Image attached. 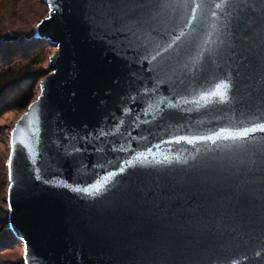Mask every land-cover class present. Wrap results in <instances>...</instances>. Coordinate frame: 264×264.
<instances>
[{"label":"water","instance_id":"95a60500","mask_svg":"<svg viewBox=\"0 0 264 264\" xmlns=\"http://www.w3.org/2000/svg\"><path fill=\"white\" fill-rule=\"evenodd\" d=\"M42 1L48 13L37 22L35 35L55 50L49 56V73L39 82V94L30 104L34 107L28 106L10 132L8 157V225L23 246L25 264H208L210 256L228 261L241 255L250 257L241 264H264V255L255 256L264 237L250 232L247 225L252 213L242 216L234 208L224 181L208 179L195 170L185 174L186 165L173 164L177 171L168 181L173 187L167 191L173 200L170 207L165 204L161 209L145 204L140 193L130 190L131 184L148 178L135 160L136 154L141 160L196 155L197 161L215 155L227 163L232 156L227 150L205 153L204 142L175 141L208 135L229 124L214 119L228 105L210 104L207 109L190 113L169 109L163 119L135 126L137 114L140 120L151 119L142 111L153 93L144 95L142 90L154 87L152 73L141 71L138 63L126 67L125 61L90 35L83 0H50L54 8L51 12L49 0ZM197 2L204 6L196 8L188 0L187 7L168 9L154 22L157 38L162 37L165 43L181 30L186 33L175 46L180 49L181 59L197 53L212 31L211 13L220 11L215 8L219 0ZM175 48L171 55H175ZM143 68H148L146 61ZM130 72L139 78L130 76ZM220 75L213 70L205 72L197 87L215 91ZM131 95H137L135 103ZM169 95V85L161 83L155 96ZM243 95L240 85L239 96ZM125 107L132 109L131 114L124 115ZM121 120L124 122L119 132L94 138L101 128L110 131ZM237 126L251 125L245 122ZM89 133L93 136L88 141L80 139ZM66 135L76 139L70 144ZM252 135L264 142V132ZM63 146L82 151L65 156ZM121 146L128 150L113 151ZM198 148L201 152L197 155ZM128 160L133 161V167H127ZM122 166L126 168L124 173L108 176ZM37 175L42 179L37 180ZM45 180L52 183L46 184ZM92 185L102 186L99 195L72 190ZM259 213L257 208V218Z\"/></svg>","mask_w":264,"mask_h":264},{"label":"snow or ice","instance_id":"6c2138e0","mask_svg":"<svg viewBox=\"0 0 264 264\" xmlns=\"http://www.w3.org/2000/svg\"><path fill=\"white\" fill-rule=\"evenodd\" d=\"M86 6L84 16L89 25L90 35L102 41L107 49L117 58L126 62V67L138 63L141 71L152 73L155 81L154 87H145L142 94L153 93L142 114L151 119L140 120L137 114L135 126L150 124L157 119H163L169 109L190 113L194 109H207L210 104L228 105L223 114L214 117L218 121H229L219 130H213L208 135H192L179 137L175 142L184 140L189 144L204 142L205 153H216L227 150L232 153L227 163L217 159L215 155L197 161V156L180 159H151L136 154L135 160L140 162L141 168L148 173L144 182L130 185V190L141 194L143 202L156 209H161L165 204L170 207L172 196L167 191L173 187L168 183L177 171L173 164L186 165L185 174L195 170L208 179L216 178L224 181V190L229 193V200L240 214L248 216V225L253 235L264 237V142H261L254 133L264 132V0H219L211 17L212 31L198 46V51L193 56L181 59L180 49L175 48L177 42L186 35L181 30L178 36L170 42H163L162 37L157 38L155 21L164 15L168 9L181 6L187 7L188 0H83ZM196 8L203 7L202 2L192 0ZM193 9V11L196 10ZM49 0V11H53ZM192 21L189 20V24ZM171 35V33H167ZM175 48V55L171 51ZM129 52L134 53L130 56ZM167 54V55H166ZM205 56L208 64H205ZM147 62L148 68L143 64ZM227 65V67H225ZM213 70L221 73L219 82L215 84V91H206L197 87L200 77L207 71ZM130 76L139 78L137 73L130 72ZM161 83L169 85L168 97H157L155 93ZM240 85H243L244 95L239 96ZM218 98V99H214ZM131 102L135 103L137 95H131ZM189 106H194L189 107ZM30 108L34 105H29ZM124 115L131 114L132 109L125 107ZM23 119V117L21 118ZM105 131L101 128L95 139L107 137L119 132L120 125ZM249 123L251 126L238 127L237 124ZM15 133V130H14ZM93 134L81 137L88 141ZM65 139L71 141L76 137L66 135ZM133 139H136L133 137ZM237 141L234 144H218L217 141ZM169 141H161L168 143ZM57 147L62 145L57 144ZM65 147V156L81 152L79 147ZM130 147V146H129ZM127 151L121 146L113 151ZM96 151H102L97 148ZM150 152L151 149H148ZM201 149H196L197 155ZM191 161V163H190ZM12 160L9 159L11 167ZM127 167H133V161L125 162ZM126 171L121 167L118 171L108 173L109 177L117 176ZM11 172L9 179H11ZM41 180L40 175L36 176ZM107 179V178H106ZM44 183L51 184L45 180ZM54 187L60 185L54 184ZM68 187V185H64ZM100 185L88 187H75L72 190L87 196H97L101 190ZM260 210L259 217L255 215L256 209ZM167 211V209H165ZM256 257L264 255V243L257 246ZM247 255L239 259L232 258L222 261L219 257H209L208 264H241L249 260Z\"/></svg>","mask_w":264,"mask_h":264},{"label":"trees","instance_id":"16d2710c","mask_svg":"<svg viewBox=\"0 0 264 264\" xmlns=\"http://www.w3.org/2000/svg\"><path fill=\"white\" fill-rule=\"evenodd\" d=\"M19 1L13 0L9 8ZM33 2L40 8L44 5L45 11L48 13V7L42 0ZM22 5L23 9L26 5L25 0H22ZM2 10L7 11L8 8L4 6ZM18 13H14V16ZM43 17L45 16L42 13L33 18H24L23 15H20L16 18L15 25L5 26L4 18L0 16V110L25 106L29 93L24 91V85L34 79L42 78L48 73V68L41 65L40 55L44 51L45 44L49 42L35 35V22L40 21ZM8 156L9 148L6 157L1 161L2 163L0 162V173L2 175L5 173L4 176L7 180ZM0 159L3 158L0 157ZM2 210L4 214H0V246L12 248L19 241L9 229L7 204ZM19 250H23L21 244ZM23 256L24 254L21 257V262L25 264Z\"/></svg>","mask_w":264,"mask_h":264},{"label":"rangeland","instance_id":"374dc122","mask_svg":"<svg viewBox=\"0 0 264 264\" xmlns=\"http://www.w3.org/2000/svg\"><path fill=\"white\" fill-rule=\"evenodd\" d=\"M12 1L13 0H2V1L0 0V16L4 18L5 22H3V24L5 26L15 25L17 22L16 18L20 15H23L24 18H33L37 15L38 16L41 15V13L44 14V16H47V12L45 11L46 10L45 6L43 5L42 8L38 7L35 4V2H33L35 0H25L26 5L24 6L23 9H22L23 7L22 0H20L19 2H15L14 4L11 5V8H9ZM4 6L8 8L7 11L2 10ZM16 12H19V13L18 15L14 16V13ZM35 23L37 24V22ZM54 50H55V47L52 44L50 43L45 44L44 51L40 55V58H42L41 65L44 66L45 68L48 67L49 56H51L54 53ZM44 77L34 79L33 81L27 82L24 85V91L25 92L27 91L29 93L28 101L25 104V106L21 108L19 107L10 108V109L5 108V109L0 110V129H1L0 157L3 158V159H0V162L3 161L7 155V151L9 148V142H10L11 130L13 129L17 120L27 111L28 106L38 96L39 82ZM9 151H10V148H9ZM4 175L0 173V214L2 215L4 214V211L2 209L6 207V204H7L6 199H7V191H8V184H9V181ZM20 244L21 243L19 242L15 243V245L12 248L5 247L4 245L0 246V264H22L21 257L24 254V250H19Z\"/></svg>","mask_w":264,"mask_h":264}]
</instances>
